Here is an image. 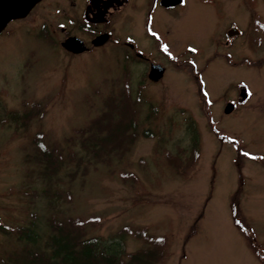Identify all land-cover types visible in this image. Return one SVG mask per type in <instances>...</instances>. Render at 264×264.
Returning <instances> with one entry per match:
<instances>
[{"label": "rangeland", "instance_id": "374dc122", "mask_svg": "<svg viewBox=\"0 0 264 264\" xmlns=\"http://www.w3.org/2000/svg\"><path fill=\"white\" fill-rule=\"evenodd\" d=\"M142 1L116 15V45L79 55L58 45L62 34L50 31L53 23L40 31L45 17L35 12L0 36V223L22 224L31 213L41 223L47 212L40 195H29L41 189L34 177L26 182L29 135L40 130L65 150L70 145L63 138L73 130L114 139L117 113L124 116L120 109L126 104L136 107L139 91V130L153 136H138L120 157H84L68 167L75 173L63 168L59 186L70 190L71 200L60 208L72 216H98L93 231L111 251L115 242L117 252L141 247V241L116 232L124 225L145 226L148 235L162 238L149 246L157 249L158 260L151 264H262L244 235L264 260V0L157 8L151 18L167 43L166 56L156 49L160 43L155 47L143 35L148 8ZM230 25L239 33L225 44ZM125 36L161 64L157 80L148 79L149 65L131 55ZM241 87L245 99L224 113ZM34 100L44 103L43 115L14 125L8 113H21ZM148 109L154 117L145 118ZM193 136L198 156L183 162L184 172L177 175L160 154L166 150L184 159ZM120 171L132 173L136 183L121 181ZM231 202L237 204L239 225L232 220ZM10 241L0 234V247Z\"/></svg>", "mask_w": 264, "mask_h": 264}, {"label": "trees", "instance_id": "16d2710c", "mask_svg": "<svg viewBox=\"0 0 264 264\" xmlns=\"http://www.w3.org/2000/svg\"><path fill=\"white\" fill-rule=\"evenodd\" d=\"M136 94L134 98L136 107L129 108L126 104V107L120 109V113L124 116H121L119 112L116 115V125L119 120L122 121L119 123L121 128H116V125L113 127V130L117 131L114 139L97 140L86 137L83 133L77 135L78 130H73L75 135L63 138L66 147L70 145L65 150L62 145L47 138L40 130L29 135L30 150L24 154V161L28 164L25 172L26 182L30 183L34 177L41 185L40 191L32 189L29 195L31 198L40 195V198L46 201L47 212L41 223L34 213H31L22 224L5 226L0 223V234L11 239L7 247H0V264H151L158 260L157 249L152 250L149 246L160 244L162 238L148 235L145 226L138 228L124 225L116 232V235L124 234L133 237L141 241L144 246L141 245L131 252H124L122 249L117 252L115 242L110 244L111 251L106 246V249L103 248L98 235L93 231L98 226V216H72L60 208L61 202L69 203L71 200L70 190L59 186L62 183L58 175L63 168H66L65 171L75 173L68 167L71 164L78 165L84 157L92 160H103L110 154L120 157L132 146L138 136H153L149 130H139L138 103L141 101H139L141 96L139 91ZM151 109H148L145 118L154 117L149 113ZM43 113L44 103L34 100L25 104L21 113L12 111L8 114L13 119L14 125L22 126L24 120L39 118ZM104 119L109 120L107 117ZM89 131L95 132L92 127ZM192 138L188 154L184 155V159L180 157V154H172L166 150L160 154L165 165L177 175L184 172L183 162L191 164L198 156L197 141L194 136ZM75 140H77V148L73 149L71 147L74 146ZM74 160L78 162L73 163ZM119 178L123 182H129L130 185L136 183L135 176L130 172L120 171ZM230 207H232L231 216L234 225H239L242 220L238 217L237 204L231 202ZM244 236L253 254L264 264L259 250L246 233Z\"/></svg>", "mask_w": 264, "mask_h": 264}, {"label": "flooded vegetation", "instance_id": "af4514ba", "mask_svg": "<svg viewBox=\"0 0 264 264\" xmlns=\"http://www.w3.org/2000/svg\"><path fill=\"white\" fill-rule=\"evenodd\" d=\"M140 0H38L28 13L35 12L40 17H45L40 20L39 29L40 31H45L49 28L47 25L53 23L54 26L50 31H58L62 34L61 40L58 41V45L68 54L74 56L79 55L84 52H88L90 49L100 48L108 44L116 45V15H120L125 11L127 6H136V2ZM205 0H143L144 7L148 8L145 17L146 29L143 30V35L145 38L150 40L153 45H161V48L157 46V51L161 55L166 56L168 53L163 47L166 41H164L161 33L159 34L155 25L153 24V16L151 14L158 8L163 10H174L178 7H185L188 3L194 2L199 4V2H204ZM182 9V8H181ZM52 13L53 20L51 21L47 14ZM142 13V12H141ZM25 16L19 18H13L6 22V24L0 29V36L8 35L19 26H23V20ZM232 25L228 26L225 30V39L223 43L228 44L230 37L227 36V30ZM104 36V37H103ZM127 36V35H126ZM124 44L127 45V40ZM78 39L81 43L80 46L83 48L82 51L73 53L62 47L61 43L65 39ZM124 38V39H125ZM130 43V42H129ZM137 47V46H136ZM134 47L133 42L128 45V50L133 57L137 60H142L150 64H159L157 61H153L152 58L148 56V53L144 55L142 50H138ZM161 65V64H159ZM234 106L236 103L242 101H237L232 99Z\"/></svg>", "mask_w": 264, "mask_h": 264}, {"label": "water", "instance_id": "95a60500", "mask_svg": "<svg viewBox=\"0 0 264 264\" xmlns=\"http://www.w3.org/2000/svg\"><path fill=\"white\" fill-rule=\"evenodd\" d=\"M38 0H0V29L6 24L7 21L13 18H19L25 16L32 5ZM238 33V30L234 27L227 30V35L231 36ZM104 37V36H103ZM78 39H65L61 45L68 51L73 53L80 52L83 48L80 46L81 43ZM163 68L158 64H150L147 77L150 80H157L162 74ZM240 99H244L247 95L245 88H240L238 93ZM233 108V104L228 102L225 104L223 109L224 113H228Z\"/></svg>", "mask_w": 264, "mask_h": 264}]
</instances>
